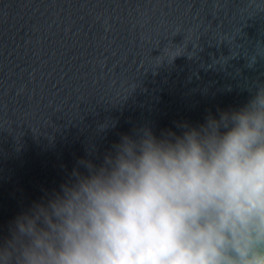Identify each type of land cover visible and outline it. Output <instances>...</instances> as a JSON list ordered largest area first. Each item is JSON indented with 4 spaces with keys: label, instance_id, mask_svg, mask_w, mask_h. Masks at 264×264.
Instances as JSON below:
<instances>
[{
    "label": "water",
    "instance_id": "obj_1",
    "mask_svg": "<svg viewBox=\"0 0 264 264\" xmlns=\"http://www.w3.org/2000/svg\"><path fill=\"white\" fill-rule=\"evenodd\" d=\"M258 82L264 0H0V233L89 151L198 125Z\"/></svg>",
    "mask_w": 264,
    "mask_h": 264
},
{
    "label": "clouds",
    "instance_id": "obj_2",
    "mask_svg": "<svg viewBox=\"0 0 264 264\" xmlns=\"http://www.w3.org/2000/svg\"><path fill=\"white\" fill-rule=\"evenodd\" d=\"M249 91L89 151L0 233V264H264V82Z\"/></svg>",
    "mask_w": 264,
    "mask_h": 264
}]
</instances>
